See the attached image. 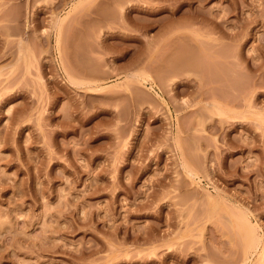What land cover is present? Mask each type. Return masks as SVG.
I'll return each instance as SVG.
<instances>
[{"label": "rangeland", "instance_id": "1", "mask_svg": "<svg viewBox=\"0 0 264 264\" xmlns=\"http://www.w3.org/2000/svg\"><path fill=\"white\" fill-rule=\"evenodd\" d=\"M0 264H264V0H0Z\"/></svg>", "mask_w": 264, "mask_h": 264}, {"label": "bare ground", "instance_id": "2", "mask_svg": "<svg viewBox=\"0 0 264 264\" xmlns=\"http://www.w3.org/2000/svg\"><path fill=\"white\" fill-rule=\"evenodd\" d=\"M173 69V68H172ZM245 222V221H244ZM246 223H247V221H246ZM249 223V222H248ZM252 225V224H251ZM245 226H246V228H248L247 229V233H246V236H245V240H246V245H247V248H246V251L248 252V250H250V249H252L253 248V250H254V248L255 247H257V243H258V238L257 237H254V235H251V234H254V228L251 226L250 227V225H248V227H247V224H245ZM251 234H250V233ZM256 234V233H255ZM255 238H257V239H255ZM245 245V246H246ZM257 249V248H256ZM252 251V250H251ZM246 253V252H245ZM253 254V253H252ZM248 256V255H247ZM249 257V256H248ZM248 257H246L247 259H248Z\"/></svg>", "mask_w": 264, "mask_h": 264}]
</instances>
